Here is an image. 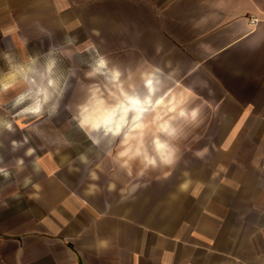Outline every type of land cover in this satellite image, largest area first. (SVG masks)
Masks as SVG:
<instances>
[{
	"label": "crops",
	"instance_id": "crops-1",
	"mask_svg": "<svg viewBox=\"0 0 264 264\" xmlns=\"http://www.w3.org/2000/svg\"><path fill=\"white\" fill-rule=\"evenodd\" d=\"M0 44L17 55L95 58L90 69L78 64L62 91L67 112L79 110V119L114 88L147 84L153 119L126 133L130 148L138 142L142 149L151 126L165 131L169 123V132L163 114L188 96L195 101L196 92L231 125L213 185L205 180L182 194L178 180L162 181L175 193L151 218L146 207L133 216L126 196L117 210L116 199L89 182L92 169L74 179L79 169L71 164L65 177L58 153L39 165L27 161L35 152L30 139L68 149L65 134L46 126L30 138L0 133L8 151L0 165V264H264V0H0ZM31 70L18 84L34 83ZM181 90L184 98H175ZM61 106L41 123H60ZM84 127L95 144L114 139ZM161 142L154 156L169 162L173 153Z\"/></svg>",
	"mask_w": 264,
	"mask_h": 264
},
{
	"label": "rangeland",
	"instance_id": "rangeland-1",
	"mask_svg": "<svg viewBox=\"0 0 264 264\" xmlns=\"http://www.w3.org/2000/svg\"><path fill=\"white\" fill-rule=\"evenodd\" d=\"M0 55L8 58L0 59V72H3L0 75V83L2 82V85L0 84V133L20 131L21 134H26L30 138L31 134L38 133L46 126L68 137V149H64L65 145H44L41 140L30 139L35 152L30 159H27L28 162L32 161V164L39 165L44 155L52 158L53 153H58L54 157L61 164L60 168H64L66 173L65 169L69 167L71 169V164L78 167L79 171L71 173L72 178L79 180L85 175L83 170L92 169L94 173L91 175L94 177L88 179L89 182L99 184L103 194H108L109 200L116 199L115 208L119 211L124 209L122 201L125 196L126 199H131V206L128 205L131 211H128L137 217L140 216L141 208L149 209L151 218V216L154 217L157 207L166 206L164 203L175 193V190L173 192L172 188L162 187V181L178 180L181 184L187 183L193 186L209 180L207 183L211 182L213 185L215 176L211 171L217 168L215 160L221 150L226 147L221 137L231 125L223 122L221 108L203 107L202 93H195V101L194 96L191 99L189 96L186 97L181 103L182 107L177 106L173 113L168 111L165 115L163 114V117L172 121V128L169 132L163 131L158 125L157 127L151 126L142 143V149L143 152L147 151L152 155L153 160L144 156L142 149L138 150V142L132 143L131 148L130 144L128 145L132 150L127 156H120L118 153L123 151V148L115 144L116 138L105 139L101 144H95L88 135L89 131L84 126L83 130L78 126L77 112L79 110L75 111V108H70V112H67L64 107L66 98L61 96L64 94L62 91L70 74L76 71L78 64L82 69H90L95 58L92 59L91 55H88L89 59H86V55H73V59L68 60L63 55H17L12 45L4 44H0ZM28 68L32 69L34 83H28L26 86L18 84L23 77L22 71H27ZM103 78L101 75L100 79L103 80ZM45 81H50L52 86L49 88ZM168 86L171 88L173 85ZM182 87L180 85V89ZM176 88L177 85L174 89ZM184 93L181 90L173 94L179 99L184 98ZM45 100H48L47 104L41 107L40 112H36L37 104L45 103ZM58 104L62 105L61 122L51 125L41 123L43 117L57 115L56 106ZM84 109L81 111V116ZM181 109L185 111L178 113ZM66 114L69 117L64 119ZM178 116L184 117L179 119ZM158 135L167 142L168 148L173 153L172 160L169 162L160 155L154 156L157 150L152 141ZM62 148L64 150L59 154ZM7 153L6 146H0V165L5 162L3 156ZM71 173L67 172L64 176L70 175L71 177ZM210 175L212 180L209 178ZM108 186H110L109 189ZM80 187L81 185L78 188ZM195 190L199 189L195 188ZM180 193L183 194V190ZM21 205L24 204L21 203Z\"/></svg>",
	"mask_w": 264,
	"mask_h": 264
},
{
	"label": "clouds",
	"instance_id": "clouds-1",
	"mask_svg": "<svg viewBox=\"0 0 264 264\" xmlns=\"http://www.w3.org/2000/svg\"><path fill=\"white\" fill-rule=\"evenodd\" d=\"M46 52H41V55ZM45 83L50 88L51 82L45 81ZM146 88L147 84H144L140 88L129 86L126 91L114 88L112 93H105V96L102 97V110L94 113L92 117L85 115L83 119L77 121L78 126L83 130V126L86 123H89L91 119H95L96 123L93 124V127L105 136L116 138L115 144L123 148V151L119 152L118 155L127 156L132 149L128 147L131 137L126 133L130 129L136 131H139L141 128L147 129L148 124L138 122L142 119H151L150 104L146 98L150 93L144 91ZM35 111H41L39 103ZM141 113L144 114L143 117ZM73 119H76V117H73ZM85 134L87 135V133ZM152 142L157 149L162 150L165 148V144L161 142L159 135ZM152 163H155V161H152ZM187 187V183L180 186L181 190H186Z\"/></svg>",
	"mask_w": 264,
	"mask_h": 264
},
{
	"label": "bare ground",
	"instance_id": "bare-ground-1",
	"mask_svg": "<svg viewBox=\"0 0 264 264\" xmlns=\"http://www.w3.org/2000/svg\"><path fill=\"white\" fill-rule=\"evenodd\" d=\"M167 101H168L167 98H163L159 102L161 103V105H163L166 108ZM102 105H103L102 103H97V105L85 109L84 112H83V116H82L81 119H83L85 117V115H88L89 117H92L94 113H96L99 110H102ZM175 106H176L175 103H173L168 108L170 110H173V109H175ZM159 112H160V108L158 109V113ZM180 112H184V111H180ZM95 123H96L95 119H91L90 122L89 123H86L85 125L92 126L93 127V124H95ZM162 126L164 127V129H167L169 127V123H164Z\"/></svg>",
	"mask_w": 264,
	"mask_h": 264
}]
</instances>
